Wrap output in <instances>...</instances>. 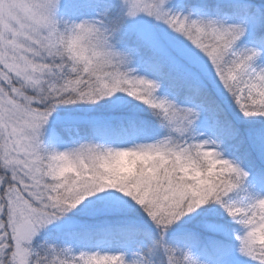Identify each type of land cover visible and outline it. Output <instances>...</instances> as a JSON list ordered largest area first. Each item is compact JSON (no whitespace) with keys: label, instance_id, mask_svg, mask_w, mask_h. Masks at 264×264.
<instances>
[{"label":"snow or ice","instance_id":"1","mask_svg":"<svg viewBox=\"0 0 264 264\" xmlns=\"http://www.w3.org/2000/svg\"><path fill=\"white\" fill-rule=\"evenodd\" d=\"M0 264H264V0H0Z\"/></svg>","mask_w":264,"mask_h":264}]
</instances>
